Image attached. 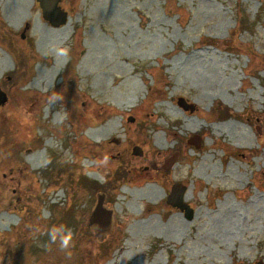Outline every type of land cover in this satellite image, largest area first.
<instances>
[{"label": "rangeland", "instance_id": "1", "mask_svg": "<svg viewBox=\"0 0 264 264\" xmlns=\"http://www.w3.org/2000/svg\"><path fill=\"white\" fill-rule=\"evenodd\" d=\"M60 6L67 40L36 0H0V264H264V0ZM40 71L44 93L30 88ZM175 183L190 220L166 202ZM53 226L71 232L68 249Z\"/></svg>", "mask_w": 264, "mask_h": 264}, {"label": "bare ground", "instance_id": "2", "mask_svg": "<svg viewBox=\"0 0 264 264\" xmlns=\"http://www.w3.org/2000/svg\"><path fill=\"white\" fill-rule=\"evenodd\" d=\"M7 9H9V7H7ZM3 11H5V9L3 8ZM12 13L10 12V9H9V12H4V17L5 19L9 22L10 25L14 24V22H12V19H14V17L11 15ZM71 24V20H68L66 22L65 25L62 26V28H64L63 30L65 31V34H64V39L67 40L70 36H71V32H72V27L67 29L68 26H70ZM51 36V35H50ZM43 39H46V35L43 36ZM41 43H42V40H41ZM90 57H93L92 54H91V51L90 52H87V55L85 58H90ZM196 60V67H200V66H204L206 64H208V67L213 69L212 68V63L208 61V59L206 58H197L195 59ZM6 69V68H5ZM58 69L55 70V73L57 74L58 73ZM47 78L44 77V75L42 74V72L40 71L38 76H36L33 81L30 83V88L31 89H39L41 86L45 87V89H42L40 90L42 93L46 92L47 90H49L50 88V82L46 83L43 85V82L46 81ZM48 81V80H47ZM43 90H46V91H43ZM123 104V103H122ZM50 107L47 108V112L50 111ZM113 112V110H112ZM110 114V113H109ZM62 119V117L60 116V114H56L55 115V120H60ZM92 124V123H91ZM94 124V123H93ZM98 124H95L94 126H96ZM114 129L115 127L113 126V124H106L104 126H101L100 128L94 130L91 134L93 136V138L96 140V142L98 143H93L92 141H87L89 143V145H93V146H99V144H103L105 141H107L108 138H110L112 136V133L114 132ZM86 142V141H85ZM103 142V143H102ZM162 145V143H160ZM12 160L16 163H19L18 164V167L21 166V156H20V153L18 152L17 149H14L12 148L11 150V154H10ZM41 158V154L38 153V154H33L32 156H28L26 157V161L30 164H34V167H38L39 166V159ZM38 161V162H37ZM94 164L93 163H89L87 164L86 166L88 167H91L93 166ZM21 169L23 168V166L20 167ZM107 173H110V171H108ZM134 183V182H133ZM133 183H130L129 184H133ZM127 185V184H126ZM132 186V185H131ZM136 189V188H134ZM148 188H144L142 190H132L131 191V195H133L134 197H138V196H143V197H148L150 198L149 196H153V192H151L150 190L148 191L147 190ZM124 193H128L129 190L126 189V192L123 191ZM153 194V195H152ZM3 216H5V218H7L9 221H11V218H10V214L7 213V212H4V213H1ZM3 218V217H2ZM1 219V218H0ZM96 220L101 223L103 225V227L106 226L107 222H108V218H107V215L106 213H103L102 211H99V213L97 214L96 216ZM230 224H224L223 226H228L229 227ZM230 228V227H229ZM228 233L226 232V230L224 231V234H229L230 232V229H228Z\"/></svg>", "mask_w": 264, "mask_h": 264}, {"label": "water", "instance_id": "3", "mask_svg": "<svg viewBox=\"0 0 264 264\" xmlns=\"http://www.w3.org/2000/svg\"><path fill=\"white\" fill-rule=\"evenodd\" d=\"M39 4V7L42 12V17L49 21L52 26H59L65 24L68 19V14L65 10H63L59 3L61 0H36ZM6 100L5 94L0 90V104H3ZM178 104L182 106L184 109L190 108L193 109L192 106L185 103L183 98L178 100ZM189 144H194L195 147H199L200 138L199 136H194L192 139L188 141ZM135 155H140V152H133ZM177 160V154L173 155L171 158L167 159L165 165L163 166L164 170L169 169ZM186 186L182 183H175L171 186L169 195L167 197V204L172 207L178 208L180 211L184 212L185 218L188 220L192 219L193 217V210L190 208L188 204H186L183 200L185 194ZM101 211L100 207L98 206L95 209L94 217L96 218L97 214ZM97 221V220H96ZM100 227H103L101 223Z\"/></svg>", "mask_w": 264, "mask_h": 264}, {"label": "clouds", "instance_id": "4", "mask_svg": "<svg viewBox=\"0 0 264 264\" xmlns=\"http://www.w3.org/2000/svg\"><path fill=\"white\" fill-rule=\"evenodd\" d=\"M57 55L67 57L68 50L61 49L57 52ZM58 98V96L51 97L53 101ZM49 238L53 243L59 241V246L62 249H68L72 241L71 232L69 230H66L63 226H53L49 231Z\"/></svg>", "mask_w": 264, "mask_h": 264}]
</instances>
